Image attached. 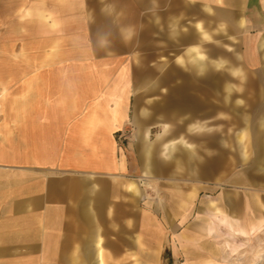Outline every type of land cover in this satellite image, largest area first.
<instances>
[{
	"label": "crops",
	"instance_id": "crops-1",
	"mask_svg": "<svg viewBox=\"0 0 264 264\" xmlns=\"http://www.w3.org/2000/svg\"><path fill=\"white\" fill-rule=\"evenodd\" d=\"M55 2L0 0V264L161 252L171 228L157 194L176 153L188 162L193 145L175 141L193 129L159 128L156 105L183 88H200L204 214L216 216L202 231L224 236L231 216L261 226L264 0Z\"/></svg>",
	"mask_w": 264,
	"mask_h": 264
},
{
	"label": "rangeland",
	"instance_id": "rangeland-1",
	"mask_svg": "<svg viewBox=\"0 0 264 264\" xmlns=\"http://www.w3.org/2000/svg\"><path fill=\"white\" fill-rule=\"evenodd\" d=\"M55 1L58 0H50L51 8L56 5ZM75 1L82 2L84 0ZM86 1L97 2L100 5L113 3L116 0ZM178 74V78L183 75L181 72ZM193 79L199 80L200 78L194 73ZM176 99L177 102L175 103L156 105L163 110V114L167 117V119L159 122L162 124L159 125V128L168 124L174 129L173 131L179 134H185L186 131L189 132L193 129V134L179 135V140L175 141L176 144H189L193 147L192 149L189 147L191 150L188 152V162L185 160L186 153H176L178 156L176 169H174L176 173L172 174L173 181L168 186L170 190L162 189L161 193L157 194L159 196L157 201L162 204L161 215L165 219L163 223L172 231L162 233L161 252L153 248L145 249V253L141 254V259H145L146 262L141 264H264V223L256 227L249 225L250 223L239 224L233 221L235 217L231 216L228 217L230 218L229 221L236 226L225 231L224 236L208 238L207 234L202 231L204 224L216 221V216L204 214L207 210V201L203 200L201 183L200 88L193 89V94H191L190 89H177ZM141 106L150 108L153 105ZM127 129L130 130V133L135 132V125L132 121ZM148 138L150 141L160 139L159 136L154 135L148 136ZM191 166L193 167V182L187 184L185 182L186 168H191ZM187 193L188 197H191L188 200L186 199ZM187 208L188 211H186ZM186 223L192 225L195 231L189 240L186 238ZM187 257L189 258L188 263Z\"/></svg>",
	"mask_w": 264,
	"mask_h": 264
}]
</instances>
